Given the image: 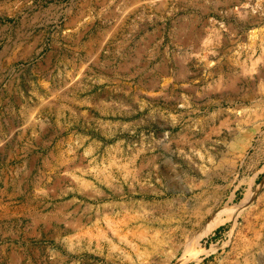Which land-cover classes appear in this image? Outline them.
Masks as SVG:
<instances>
[{"label":"rangeland","instance_id":"374dc122","mask_svg":"<svg viewBox=\"0 0 264 264\" xmlns=\"http://www.w3.org/2000/svg\"><path fill=\"white\" fill-rule=\"evenodd\" d=\"M0 264H264V0H0Z\"/></svg>","mask_w":264,"mask_h":264},{"label":"crops","instance_id":"0c3cea01","mask_svg":"<svg viewBox=\"0 0 264 264\" xmlns=\"http://www.w3.org/2000/svg\"><path fill=\"white\" fill-rule=\"evenodd\" d=\"M189 131L187 127L185 129H182L175 134V137H173L176 140L181 139L182 136L186 135V131ZM190 132V131H189ZM188 134V133H187ZM165 157V156H164ZM166 161V162H165ZM164 161V166L168 167H176L177 162H175L173 159L170 157H166ZM188 165L187 163H185ZM189 167V165H188ZM190 170V168H189ZM189 170H184V174H181L179 176H174L172 178L173 181L177 182V185H175V190L179 192H188V193H194L196 192L197 194L193 195L191 200L195 199L199 201L198 203L199 207L203 208H211L214 206H217L221 201H224L223 196H217L216 198L214 197L213 193L214 191L218 192H223L224 190L226 191V199H229V187L224 186L222 183L221 185H216L214 184V181L211 177H207L205 174H202V171H196L195 174H192L193 171L190 173ZM224 182V180H222ZM222 194V193H221ZM214 200L216 203H214Z\"/></svg>","mask_w":264,"mask_h":264},{"label":"bare ground","instance_id":"6f19581e","mask_svg":"<svg viewBox=\"0 0 264 264\" xmlns=\"http://www.w3.org/2000/svg\"><path fill=\"white\" fill-rule=\"evenodd\" d=\"M216 225H217V222L213 223V224H210L209 228H207V231L204 234H207V233L211 232L216 227Z\"/></svg>","mask_w":264,"mask_h":264}]
</instances>
